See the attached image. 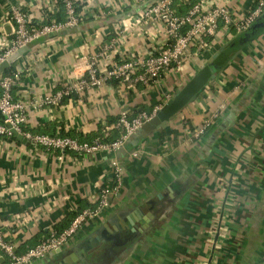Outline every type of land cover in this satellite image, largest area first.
I'll use <instances>...</instances> for the list:
<instances>
[{
    "label": "crops",
    "instance_id": "0c3cea01",
    "mask_svg": "<svg viewBox=\"0 0 264 264\" xmlns=\"http://www.w3.org/2000/svg\"><path fill=\"white\" fill-rule=\"evenodd\" d=\"M71 1L80 7L77 24L36 39L9 66L20 72L12 97L29 104L25 131L103 141L122 113L153 115L210 60L215 77L165 127L137 131L113 153H58L0 137V227L15 253L68 228L112 185L116 163L121 187L111 205L33 264H264V14L250 37L221 36L156 83L109 81L47 106L43 99L71 73L85 74L92 59L110 69L164 41L163 27L143 16L151 0ZM216 1L233 16L258 2ZM14 9L39 23L57 0H0V54ZM169 227L184 239L167 237Z\"/></svg>",
    "mask_w": 264,
    "mask_h": 264
},
{
    "label": "built area",
    "instance_id": "2783aa9c",
    "mask_svg": "<svg viewBox=\"0 0 264 264\" xmlns=\"http://www.w3.org/2000/svg\"><path fill=\"white\" fill-rule=\"evenodd\" d=\"M63 1L67 20L64 23L46 25L39 29L31 28V20L27 14L14 9L9 18L13 26L12 36L0 54V63L11 58L18 50L27 48L40 37L75 26L79 17L74 12L73 2ZM175 1L186 3L188 0H151L144 9L143 16L160 24L164 32V41L156 46L151 54L137 59L126 58L121 63L112 65L110 69L103 70L97 67V59H92L87 65L85 74L71 73L69 84L63 90L46 96L41 104L57 106L72 94H83L102 87L112 80L127 82L131 86L137 83L144 85L156 83L171 68H179L183 59L189 57L193 51L200 53L211 49L221 36L232 37L233 34L240 35L247 32L264 14V0H258L256 6L246 14L235 16L216 0H198L185 14L177 15L173 8ZM148 37L154 40L151 34H148ZM19 78L18 71L9 75H0V137L11 138L15 132L33 147H40L46 151L87 155L98 151L116 152L159 110L156 108L153 115L141 112L132 119L122 113L113 125L119 136L112 142H103L100 139L79 142L68 137L32 134L24 130L29 104L12 97V90ZM169 98L167 96V99ZM202 132L203 129L200 130V133ZM112 181V185L100 190L94 201V209L87 208L79 212L70 226L62 232L57 233L51 229L39 243L27 248L21 254L15 253L14 246L6 240L0 227V264H33L60 251L84 223L95 217L100 210L111 205L112 198L121 187V170L116 163H113ZM28 217L29 215H23V219Z\"/></svg>",
    "mask_w": 264,
    "mask_h": 264
},
{
    "label": "water",
    "instance_id": "95a60500",
    "mask_svg": "<svg viewBox=\"0 0 264 264\" xmlns=\"http://www.w3.org/2000/svg\"><path fill=\"white\" fill-rule=\"evenodd\" d=\"M257 26L258 24L256 21V23L241 37H239L237 41L242 40L244 37H250L254 28ZM26 50L27 48L20 49L11 58L0 63V75H2L3 72L9 68L17 55H22ZM214 70L215 68L213 67L212 60H210L202 66L197 73L165 105H163L149 121L142 125L138 133L145 136L156 128L165 127L167 122L172 119L183 107H185V105L199 93L209 80L215 77ZM13 135L19 141L26 143V140L17 133L13 132Z\"/></svg>",
    "mask_w": 264,
    "mask_h": 264
},
{
    "label": "trees",
    "instance_id": "16d2710c",
    "mask_svg": "<svg viewBox=\"0 0 264 264\" xmlns=\"http://www.w3.org/2000/svg\"><path fill=\"white\" fill-rule=\"evenodd\" d=\"M196 1H198V0H191V3H189V4H192V3L194 4V2H196ZM180 3L181 2L175 1L174 5H173V8H174L175 12L177 13V15L185 14L187 12V10L190 8L189 4L180 5ZM73 7H74L75 14L79 15L80 7H78L74 3H73ZM66 20H67V11H66V7H65V3L63 0H57V10L53 14H47L46 13V17H45V19H43L42 22L37 23L35 21H31L30 27L34 28V29H39V28L46 26V25L64 23ZM12 72H13V69L9 68V69L4 71L3 75H9ZM112 81H114V80H112ZM113 131L114 132L108 137V139H104L103 142H112V141L117 139V137L119 136L118 131L115 129H113ZM11 139L16 141V138L14 136L11 137ZM75 139H77L79 142H86V140L84 138H81V137L75 138ZM94 207H95V203H93L88 208L94 209ZM74 216H76V215H74Z\"/></svg>",
    "mask_w": 264,
    "mask_h": 264
},
{
    "label": "rangeland",
    "instance_id": "374dc122",
    "mask_svg": "<svg viewBox=\"0 0 264 264\" xmlns=\"http://www.w3.org/2000/svg\"><path fill=\"white\" fill-rule=\"evenodd\" d=\"M209 219H211V218L209 217ZM167 229H169V231L171 232V234L167 235V237H170L172 240L184 239V237H182V236H185V235H182L180 232H175L174 230L170 229V227ZM188 236H189V234H188Z\"/></svg>",
    "mask_w": 264,
    "mask_h": 264
},
{
    "label": "flooded vegetation",
    "instance_id": "af4514ba",
    "mask_svg": "<svg viewBox=\"0 0 264 264\" xmlns=\"http://www.w3.org/2000/svg\"><path fill=\"white\" fill-rule=\"evenodd\" d=\"M137 233H138V234H137ZM125 234H126V233H125ZM136 234L139 235V232H138V231H136V232H135V231H134V232L132 231V232H130V234H128V236H129V235H130V236H135ZM140 234H141V233H140ZM124 236H125V235H123L121 238L118 237V240H116V237H113V238L111 237V238H112L113 243H114V242H119V241L124 240ZM125 237H127V236H125ZM97 239H99V238H97ZM98 241H101V239H99Z\"/></svg>",
    "mask_w": 264,
    "mask_h": 264
}]
</instances>
